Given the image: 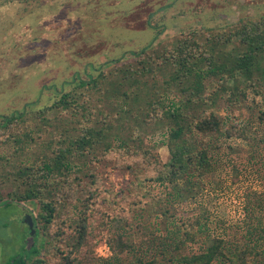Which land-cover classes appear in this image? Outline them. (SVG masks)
Listing matches in <instances>:
<instances>
[{
  "label": "trees",
  "instance_id": "obj_1",
  "mask_svg": "<svg viewBox=\"0 0 264 264\" xmlns=\"http://www.w3.org/2000/svg\"><path fill=\"white\" fill-rule=\"evenodd\" d=\"M197 36L191 32L177 47L162 51L152 42L130 54L134 64L124 70L114 67L116 73L121 72L115 74L117 86L132 89L131 96L116 93L123 102L113 107L114 114L112 110L94 118L89 104L92 91L105 101L114 100L118 87L110 86L111 73L101 72L88 81L76 75L64 85L73 89H57L59 96L51 105L34 108L36 101L21 111L0 115V145L14 146V157L33 142L30 125L35 119L47 126L50 114L82 117L77 135L59 133L47 153L0 174L8 189H0L1 203L10 205L3 200L8 196L39 207L37 217L31 215L35 243L9 264H264V222L242 227L233 235L237 245L232 248L230 238L213 236L209 220L198 215L168 216L169 209H161L166 203L181 205L200 196L207 188L205 177L222 160L223 140L264 147V20L245 23L225 36L209 33L205 43ZM233 38H239L244 48L236 56L219 49ZM121 60L114 62L125 67ZM160 75L164 83L146 91L147 78L156 81ZM174 92L181 97L178 106L168 105L165 98ZM132 97L130 108L125 101ZM243 109L255 114L254 123L244 121ZM111 113L113 120L124 114L137 130L127 134L122 129L113 137ZM142 124L168 126V162L143 145L138 135ZM100 164L130 172L134 178L128 186L131 194L107 189L98 172ZM157 185L170 192L157 194L153 188ZM156 208L157 216L168 221L167 235L158 244L159 237L146 224L152 216L147 213ZM115 225L120 227L117 231L106 232L105 227ZM101 238L109 247L107 257L96 252ZM194 246L199 252H193Z\"/></svg>",
  "mask_w": 264,
  "mask_h": 264
},
{
  "label": "rangeland",
  "instance_id": "obj_2",
  "mask_svg": "<svg viewBox=\"0 0 264 264\" xmlns=\"http://www.w3.org/2000/svg\"><path fill=\"white\" fill-rule=\"evenodd\" d=\"M262 20L264 0H0V115L21 111L36 101L39 103L34 108L51 105L59 96L55 91H60L76 75L88 81L90 76L96 77L101 72L111 73L108 76L110 86H117V76L121 72L116 73L113 68L124 70L134 64L130 54L152 42L157 51L173 49L183 36L197 32L198 40L205 43L209 33L225 36L245 23L255 24ZM219 49L232 56L244 51L239 38H233L232 43ZM120 59L125 67L114 62ZM168 76L166 72V78ZM164 80L161 75L156 81L147 78L149 88L146 91H155L158 83L162 85ZM117 87L112 102L103 100L98 92H91L89 104L95 111L94 118H101L100 114L112 110L114 114L116 108L113 107L123 102L116 93L126 92L131 96L129 86L120 84ZM143 87L141 85L140 89ZM64 88L65 91L73 89L68 85ZM165 98L168 105L181 103V97L178 99L175 92L168 93ZM132 99L125 101L130 108H133ZM112 113L110 125L114 130L109 133L113 137L124 130L127 134L137 130L133 122L127 121V116L122 114L113 120ZM218 113L225 115L223 110ZM243 113L247 116L245 122L254 123V113L246 109ZM49 119L47 126L36 119L32 122L34 140L18 156L14 157V146L0 145V174L47 153L49 143L59 133L65 132V136L71 137L79 133L81 116L74 118L59 112L50 114ZM138 135L143 145L158 154L162 162L170 160L166 146L167 125L142 124ZM223 142L222 160L215 171L205 177L207 188L200 196L181 205L166 203L167 207L161 209L168 208V216L198 215L209 220L213 236L230 238L234 248L236 232L247 228L248 224L264 222V147L260 144L250 146L242 140ZM98 172L107 189L116 193L124 189L126 194H131L128 186L134 178L130 172L115 169L110 164L98 165ZM5 186L0 179V189L8 190ZM153 188L161 196L170 192L159 185ZM3 200L10 205L0 202V264H9L35 243L36 235L30 240L24 218L26 215L36 218L39 207L36 203L18 202L8 196ZM158 211L150 209L147 215L152 216L145 220L155 237H159L157 244L167 235L168 223L163 216H157ZM105 228L106 232H115L120 227ZM96 252L102 257L110 255L104 238ZM193 252H199V248L194 246Z\"/></svg>",
  "mask_w": 264,
  "mask_h": 264
},
{
  "label": "water",
  "instance_id": "obj_3",
  "mask_svg": "<svg viewBox=\"0 0 264 264\" xmlns=\"http://www.w3.org/2000/svg\"><path fill=\"white\" fill-rule=\"evenodd\" d=\"M24 223L29 227L30 231V240L34 239V236L36 235V229H35V223L34 219L31 215H26L24 218Z\"/></svg>",
  "mask_w": 264,
  "mask_h": 264
}]
</instances>
